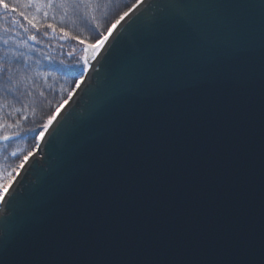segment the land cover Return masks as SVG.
Here are the masks:
<instances>
[{
    "label": "water",
    "instance_id": "water-1",
    "mask_svg": "<svg viewBox=\"0 0 264 264\" xmlns=\"http://www.w3.org/2000/svg\"><path fill=\"white\" fill-rule=\"evenodd\" d=\"M82 79L1 199L0 264H264V0H140Z\"/></svg>",
    "mask_w": 264,
    "mask_h": 264
},
{
    "label": "trees",
    "instance_id": "trees-1",
    "mask_svg": "<svg viewBox=\"0 0 264 264\" xmlns=\"http://www.w3.org/2000/svg\"><path fill=\"white\" fill-rule=\"evenodd\" d=\"M139 0H0V194L87 68Z\"/></svg>",
    "mask_w": 264,
    "mask_h": 264
},
{
    "label": "rangeland",
    "instance_id": "rangeland-1",
    "mask_svg": "<svg viewBox=\"0 0 264 264\" xmlns=\"http://www.w3.org/2000/svg\"><path fill=\"white\" fill-rule=\"evenodd\" d=\"M103 41H104V39H102V40H100V41H98V42H96V43H94V44H91V45H88L89 47H86L85 46V50H86V52L89 50V51H92V52H96L100 47H101V45H102V43H103ZM87 54V53H86ZM41 138V137H40ZM9 185V184H8ZM7 185V186H8ZM6 186V187H7ZM2 193V192H1ZM1 195V194H0ZM0 202H1V196H0Z\"/></svg>",
    "mask_w": 264,
    "mask_h": 264
},
{
    "label": "bare ground",
    "instance_id": "bare-ground-1",
    "mask_svg": "<svg viewBox=\"0 0 264 264\" xmlns=\"http://www.w3.org/2000/svg\"><path fill=\"white\" fill-rule=\"evenodd\" d=\"M82 81H84L83 79L81 80V81H79V83L78 84H81L82 83ZM6 190V189H5ZM5 190L2 192V194L0 195L1 196V199L5 196Z\"/></svg>",
    "mask_w": 264,
    "mask_h": 264
}]
</instances>
